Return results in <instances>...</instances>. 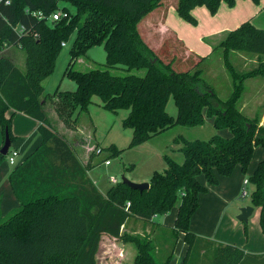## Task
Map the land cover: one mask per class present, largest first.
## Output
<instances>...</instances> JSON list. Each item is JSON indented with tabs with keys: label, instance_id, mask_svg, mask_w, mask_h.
Returning <instances> with one entry per match:
<instances>
[{
	"label": "trees",
	"instance_id": "16d2710c",
	"mask_svg": "<svg viewBox=\"0 0 264 264\" xmlns=\"http://www.w3.org/2000/svg\"><path fill=\"white\" fill-rule=\"evenodd\" d=\"M222 1L230 7L235 3L176 0L175 9L183 20L195 25L192 8L204 5L215 14ZM160 2L0 0V52L17 45L25 54L23 69L0 55V126L3 135L8 130L12 142L11 119L6 116L12 109L38 120L41 136L40 145L8 176L20 205L0 220V264H101L97 258L106 246L104 236L133 246L131 264H169L180 233L187 244L181 264H199L201 251L210 247V264H238L244 256L240 247L196 235L190 230V218L198 207V194L205 190L199 176L216 184L217 175H229L236 164L245 172L257 144L263 147V156L247 180L253 185L250 205L259 208L258 223L264 235V124L258 125L238 105L244 80L261 74L264 66L239 75L227 60V54L234 50L264 55V29L244 21L212 44L213 50L222 49L232 79L230 93L220 98L202 78L199 63L193 70H175L173 59L164 61L143 40L138 24ZM57 10L66 15L49 21L48 16ZM18 26L23 30L18 31ZM73 33L64 75L76 88H56L51 95L54 111L65 124L76 122L80 111L98 96L111 112L128 109L122 126L132 130L129 147L175 125H202L205 115L212 119L214 128H225L229 134H213L207 140L177 137L181 144L176 149L183 154V161L164 154L166 168L153 171L147 189H132L119 180L100 192L86 175L87 165L79 163L44 109L47 97L42 81L54 71L61 43ZM96 45L105 51L106 68L74 69L76 59ZM119 66L127 73L110 71ZM134 69L143 70V74L130 72ZM170 96L175 116L166 111ZM110 149L111 155L120 153L114 145ZM5 156L0 154V163ZM173 207L177 209L173 225L159 227L160 232L153 237L121 230L131 217L154 228L160 224L153 218Z\"/></svg>",
	"mask_w": 264,
	"mask_h": 264
},
{
	"label": "rangeland",
	"instance_id": "374dc122",
	"mask_svg": "<svg viewBox=\"0 0 264 264\" xmlns=\"http://www.w3.org/2000/svg\"><path fill=\"white\" fill-rule=\"evenodd\" d=\"M63 4L64 3H60V6ZM69 9L70 11H73V7L71 5H69ZM153 36L155 40L154 42L158 41V43L161 44L162 37H160L157 32H155ZM223 36L224 33L214 39V44H216ZM163 38L165 39V42L162 46H160V49H158L159 51L157 50L158 56L162 58L164 53H172L170 45L174 44L175 51L173 53L174 57L178 60L173 62V68L175 70H193L194 65L192 66L191 64V60H193V58L191 57L185 60L182 58L185 54L181 52L182 48H180V45L174 41V38L170 36ZM73 41L74 33L69 36L65 45H62L60 53L55 61L54 71L42 81L44 86L43 93L47 97L45 103L51 121L62 133L61 135L67 139L77 156L79 158L82 156L86 158L87 154H90L89 161L93 163L90 175L102 192H105L107 188L113 184L109 178L110 176H114L117 181L121 180L122 176H125L133 182H143L149 180L153 171L162 172L166 168V163L163 159L164 154L171 156L177 162H182L183 154L176 149L181 144L180 142H176L175 139L177 137H183L187 140H207L213 134L228 135L227 129L214 128L209 121L208 116L205 115L202 125H175L141 144L129 147L128 145L132 137V130L122 126V120L127 116L128 109H120L117 112H111L102 106L101 100L98 96H93L92 101L87 105L86 110H83L82 112L80 111L76 122L70 123V125L65 124L59 119L54 111V104L52 103L51 95L56 88H59V90H75L76 88V83L64 75L65 68L67 67L70 59L69 50ZM215 50L216 51L211 57L205 61H199L198 63L202 68V78L204 81L214 88L220 98H225L232 89V79L228 70L225 68L222 49L218 47ZM0 55L12 57L14 59V63L19 68H24L25 54L24 51L17 45L9 46L8 50H6V52L4 51ZM263 57L264 55L261 56L236 50L230 51L227 54L229 64L233 66L239 75L251 69H255L256 67H261V65L264 66ZM177 61L179 62L177 63ZM104 64L105 51L102 45H96L88 49L85 55L79 56L74 64H72V67L78 70H89L92 68H106ZM260 67L257 69H260ZM110 71L113 74L118 75L127 73L123 66L111 68ZM261 71V74L248 77L244 80V92L242 94V98L260 97L261 95L264 96V94H262L264 92H260V89L264 88V70L261 68ZM130 72L143 74V70L134 69ZM263 96H261V99L264 98ZM166 111L172 116L176 115V106L171 96L168 98L166 103ZM248 117L253 120H257L258 125L264 124H259V116ZM88 126L89 128L94 129L93 133L95 135V139L92 135V137L88 140ZM111 145H114L118 150H120L118 155H111ZM10 148H12V146ZM97 149H100L99 153L96 152ZM262 156L263 147L260 144H257L254 147L245 172H242L241 166L236 164L229 175H217L216 184H208L204 176H199V182L205 187V190L198 194V204L200 203L199 196L204 197L203 194L206 195L209 191H214L220 194L226 200L223 204V210L220 213L230 216L231 221L233 222L232 224L243 227L246 234L248 231L250 232L254 220L257 219V211L250 215L246 224L237 219L236 216L238 213L235 212L239 211L241 207L251 204V192L253 190V185L249 182L243 185V179L249 178V175L253 172ZM104 158L109 159L108 164L104 162ZM4 160L6 161L8 167H15L16 164H9L6 156L1 163ZM87 167H90V165L87 164ZM244 188L247 193L242 196ZM201 205H204L202 200ZM175 209L176 207H173L164 215H156L154 219L155 222L161 223L165 221V223H170L171 218L175 216ZM128 220L129 222L126 226L128 229L126 230L124 227H121V230L130 233H149V235L153 237L160 232L159 227H163L155 225L154 228L150 226L149 229V225H147L149 224L148 222H144L134 217H131ZM145 228L149 229V231H143ZM245 233L244 236L246 235ZM104 239L106 245L110 244L109 242L115 243V248H112L111 254L118 255L119 248L123 246V243L120 240L109 236H104ZM123 253L125 258H121L120 262L121 264H128L129 258L127 256L126 249ZM116 257L118 258V256ZM119 259L120 258H118V260Z\"/></svg>",
	"mask_w": 264,
	"mask_h": 264
},
{
	"label": "crops",
	"instance_id": "0c3cea01",
	"mask_svg": "<svg viewBox=\"0 0 264 264\" xmlns=\"http://www.w3.org/2000/svg\"><path fill=\"white\" fill-rule=\"evenodd\" d=\"M175 7L176 0H161L158 6L152 9L141 19L138 24V29L140 28L139 32L143 40L156 53H158V49H160V46H162V44L165 42L163 37L170 36L174 38V41L180 45V48H182L181 52L185 54L184 56L182 55V58L185 60L191 57L193 58V60H191L192 66L199 61L202 62L211 57L216 51L213 50L212 46V44L215 42L214 39L218 38V36H220L225 31L236 28L242 22L250 21L255 27L264 29V0H259L258 3H254L252 0H235L234 5L231 7L222 1L215 14H211L204 5L195 6L191 10L192 15L197 21L195 25L183 20L177 14ZM155 32H157V34L162 37L161 44H159L158 41L154 42L155 40L153 34ZM8 48L9 47L4 48L0 54H2L4 51L6 52ZM170 50L172 53H164L162 59H164V61H168L166 59H173V62L178 60L174 57V44L170 45ZM9 58L14 62L12 57ZM178 62L179 61H177V63ZM261 91L264 92V88H261L260 92ZM261 96L242 98L241 95L238 103L240 110L245 115L253 117L259 116V124L264 123V98L261 99ZM44 109L52 127L59 134H62L51 121L47 111L46 103L44 105ZM6 116L10 117L11 119V132L14 136V140L10 143V147L12 146V148L9 147V149H15L18 152L15 158L16 165L14 164L16 167L40 145L41 136L38 132L39 121L23 112L14 111L12 109H9L6 112ZM208 119L212 124V119L209 117ZM88 130V140L92 137V135L95 139V135L93 133L94 129L89 128L88 126ZM3 141L4 135L0 126V148L3 144ZM71 149L82 166H86L87 164L90 165V167H87L85 170L86 175L98 188L95 180H93L92 176L90 175L91 167L93 166V163L89 161L90 154L88 153L86 158L84 156L79 158L74 149L72 147ZM3 162L0 163V220H2L9 212L18 208L20 205L8 179L9 173L15 167H8L6 161L4 163ZM100 192L102 191L100 190ZM203 196L204 197L199 196L200 203L190 218V230L196 235L204 237L210 241H216L222 244H233L240 247L244 251V256L238 264H264V235L262 234L258 223L259 208L254 207L253 212L257 211V219L254 220L251 231H248L246 234V231L243 229V227L232 224L233 222L231 221L230 216L220 213L223 210V204L226 202V200L220 194L214 191H209L206 195L203 194ZM201 200L204 202V205H201ZM176 210L177 209H175L174 212L175 215ZM239 212L240 209L235 213ZM174 219L175 216L171 218L170 223H165L164 221L159 223L160 225L158 226L170 227L173 225ZM128 222L129 220H127L124 226L126 230L128 229L126 228ZM147 225H149L150 229L151 224L149 223ZM149 229L145 228L143 231H149ZM244 233L246 234L245 236ZM109 243L112 245L109 246L108 244L109 251L111 252L112 248H115V243ZM122 245V247L118 248L122 251L126 249L127 256L129 258L128 264H131L135 250L129 243H123ZM108 246H106V248ZM186 248L187 244L183 239V234L180 233L178 234L177 242L173 249L169 264H181L186 252ZM210 249L211 247L205 251H201L199 264H210ZM116 256V254L108 255L107 251L104 249L99 254L97 259L101 264H121V258L118 257L120 258L118 260ZM123 258H125L124 253L122 259Z\"/></svg>",
	"mask_w": 264,
	"mask_h": 264
},
{
	"label": "water",
	"instance_id": "95a60500",
	"mask_svg": "<svg viewBox=\"0 0 264 264\" xmlns=\"http://www.w3.org/2000/svg\"><path fill=\"white\" fill-rule=\"evenodd\" d=\"M10 138H9V134H8V130L5 129L4 131V141L3 144L0 148V154L1 155H6L8 152V149L10 147ZM122 183L126 184L127 186H129L132 189H137L139 191H142L144 189H147L149 187V183L148 181H143V182H133L131 180H129L128 178H126L125 176L121 177L120 180ZM254 207L252 205H246L240 208V212L237 214V219L239 221H242L244 223L248 222V218L250 217V215L253 212Z\"/></svg>",
	"mask_w": 264,
	"mask_h": 264
},
{
	"label": "built area",
	"instance_id": "2783aa9c",
	"mask_svg": "<svg viewBox=\"0 0 264 264\" xmlns=\"http://www.w3.org/2000/svg\"><path fill=\"white\" fill-rule=\"evenodd\" d=\"M36 14H38V17L39 18L42 17V15H41L40 12H38ZM65 15H66V12H64L62 10H57L56 12H54L51 15L48 16V20L49 21L57 20L60 17L65 16ZM17 30L18 31H22L23 30V26H18L17 27ZM61 45H65V42H62ZM96 152L99 153L100 152V149H97ZM17 154H18L17 150H15V149H13V150L8 149V152H7L6 155H7V160H8V162L10 164L14 165L16 163L15 158H16ZM104 162L106 164H108L109 163V159H104ZM109 178L111 179L112 183H116L117 182V180H116V178L114 176H110ZM247 183H248L247 178H244L243 179V185H245ZM246 193H247V191L244 188L243 191H242V196H244ZM127 205H129V202H127ZM106 246H108V245H106ZM106 246H105V250L107 251V253L109 255V254H111V252L109 251V246H112V245L109 244V246L107 248H106ZM117 256L120 257V258H122L123 257V251L122 250H119Z\"/></svg>",
	"mask_w": 264,
	"mask_h": 264
}]
</instances>
